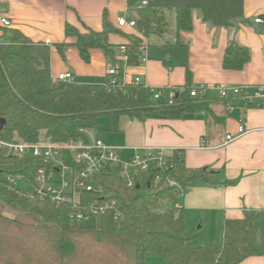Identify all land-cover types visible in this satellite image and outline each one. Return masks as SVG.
Here are the masks:
<instances>
[{
    "label": "trees",
    "instance_id": "1",
    "mask_svg": "<svg viewBox=\"0 0 264 264\" xmlns=\"http://www.w3.org/2000/svg\"><path fill=\"white\" fill-rule=\"evenodd\" d=\"M126 1L134 13L137 34L116 29L107 15L102 31L86 27L82 32L68 24L66 36L76 41L57 44L60 54L64 57L66 49L74 46L89 63L90 51L100 49L114 62L116 46L109 42L110 34L124 36L129 40L127 47L139 52L145 44L140 34L163 37L170 31L169 14L174 15L176 33L180 34L193 30L194 11L200 12L205 23L224 28L244 12V0ZM2 31L0 119L5 124L0 126V140L4 142H90L89 133L103 117L109 119L113 132L119 130L123 116L141 120L153 114L177 119L205 107L202 96L191 97L189 83L169 103L154 100L150 89L134 80L123 84L124 73L118 75L120 85L115 89L56 81L51 75L49 45L35 43L17 29L2 27ZM249 60L247 48L233 46L223 66L242 70ZM173 154L168 173L175 185L156 186L153 177L159 171L153 170L129 188L119 172L110 169L99 175L95 185L103 188L106 199L117 202L122 219L115 221L109 213L89 221H72L68 207L35 200L19 183L7 181L8 177H22L25 185H31L43 163L32 156H7L1 149L0 201L33 223L0 214V264H240L263 254L264 216L254 211H245L239 219H226L221 242L200 247L188 245L196 232L186 230L182 210L155 211L161 202H174L197 180L213 182L210 168L189 169L183 152ZM259 219L262 230L258 235L254 225Z\"/></svg>",
    "mask_w": 264,
    "mask_h": 264
},
{
    "label": "crops",
    "instance_id": "2",
    "mask_svg": "<svg viewBox=\"0 0 264 264\" xmlns=\"http://www.w3.org/2000/svg\"><path fill=\"white\" fill-rule=\"evenodd\" d=\"M1 15L33 42L49 43L54 80L70 72L76 84L100 86L107 81V70L118 67L126 83L139 77L142 85L163 90L165 101L169 88L181 93L188 83L192 89L206 87L204 108L177 119L153 114L141 120L123 116L118 131H110L109 121L106 140L96 142L121 147L125 156L138 148L181 151L187 168L208 167L214 172L213 182L197 180L174 201L173 207L183 212L186 230L196 232L189 246L218 245L226 219L242 218L245 211L264 216V105L250 104L245 92H230L223 99L217 89H264V25L255 23L264 17V0H244L243 16L226 28L205 23L200 12L194 11L193 30L178 34L175 17L169 14L171 32L145 38L139 52L127 47L129 40L124 36L110 34L109 42L116 46L114 62L104 51L93 49L86 63L74 46L63 57L56 45L76 41L66 36L68 24L82 32L86 27L102 31L105 15L116 29L137 34L136 29L117 26L120 18L135 20L126 0H0ZM2 35L0 26V40ZM233 46L250 52L242 70L224 69V58ZM121 47L127 49V60ZM242 121L247 133L227 142L228 135L237 136ZM90 142L95 143L91 138ZM256 225L262 230L261 219L254 229ZM240 264H264V253Z\"/></svg>",
    "mask_w": 264,
    "mask_h": 264
},
{
    "label": "built area",
    "instance_id": "3",
    "mask_svg": "<svg viewBox=\"0 0 264 264\" xmlns=\"http://www.w3.org/2000/svg\"><path fill=\"white\" fill-rule=\"evenodd\" d=\"M144 6L146 2L142 3ZM258 25H264V17L255 19ZM0 25L11 28L12 23L4 16H0ZM118 27L136 29V21L125 18L118 20ZM140 34V33H139ZM145 39L143 34H140ZM49 45V43H47ZM144 46L139 50L142 51ZM124 60H127V49L121 47ZM124 73L121 68L110 67L107 70V81L103 86L115 89L120 85L118 75ZM56 81L74 83V75L70 72L59 75ZM142 85L139 77L134 79ZM125 84V81L123 82ZM149 88L156 101L163 100V90ZM223 99H227L230 92L240 95L245 92V97L250 104L264 105V89H251L240 87L218 86ZM167 101L173 103L178 92L169 88ZM206 87L191 89V97L203 96ZM247 129L244 121L240 123L237 136L228 135L227 142H232L245 135ZM5 149L7 156L24 157L32 156L39 159L43 166L39 167L33 176V183L26 184L22 177H8L11 184L22 180L24 191H30L31 197L38 201H50L58 208L68 207L69 218L72 221H89L107 214H112L115 221L122 219L117 202L105 198L103 188L96 186L100 174L116 169L129 188L137 185L141 175L158 170L153 177L156 186L162 184L175 185L171 180L168 170L173 160V152L166 149L138 148L131 154L122 155L123 148L108 146L101 143L68 141L51 142L41 140L38 142H4L0 140V150Z\"/></svg>",
    "mask_w": 264,
    "mask_h": 264
},
{
    "label": "rangeland",
    "instance_id": "4",
    "mask_svg": "<svg viewBox=\"0 0 264 264\" xmlns=\"http://www.w3.org/2000/svg\"><path fill=\"white\" fill-rule=\"evenodd\" d=\"M171 18V17H169ZM172 20V19H169ZM173 25V24H172ZM172 29V28H171ZM171 32V31H170ZM109 125V119L108 118H100L97 123L96 126L94 128V130L92 131L93 133L90 134L89 136L92 139L93 142H101V140H106V129L107 126ZM19 184L21 187L23 186V182L21 179H19ZM174 206V202L171 201H167V202H161L159 204V206L155 209V211L157 212H164L166 209L172 208ZM0 214L6 218L12 219V220H17L19 222L25 223V224H32L33 221L30 219L25 218L21 212L19 210H15L12 208H9L7 205L3 204L0 201ZM261 227V223L258 222ZM261 228H258L257 225L255 226V232L259 235ZM191 232V231H189ZM194 232V231H193ZM259 245V243H258Z\"/></svg>",
    "mask_w": 264,
    "mask_h": 264
},
{
    "label": "water",
    "instance_id": "5",
    "mask_svg": "<svg viewBox=\"0 0 264 264\" xmlns=\"http://www.w3.org/2000/svg\"><path fill=\"white\" fill-rule=\"evenodd\" d=\"M5 124V120L4 119H0V126L2 127Z\"/></svg>",
    "mask_w": 264,
    "mask_h": 264
}]
</instances>
